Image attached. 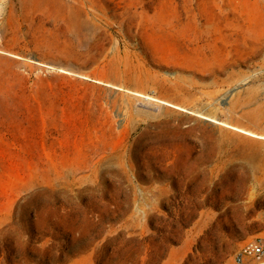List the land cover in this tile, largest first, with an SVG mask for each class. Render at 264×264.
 Instances as JSON below:
<instances>
[{
    "label": "rangeland",
    "instance_id": "374dc122",
    "mask_svg": "<svg viewBox=\"0 0 264 264\" xmlns=\"http://www.w3.org/2000/svg\"><path fill=\"white\" fill-rule=\"evenodd\" d=\"M259 136L264 0H0V264H237Z\"/></svg>",
    "mask_w": 264,
    "mask_h": 264
},
{
    "label": "built area",
    "instance_id": "2783aa9c",
    "mask_svg": "<svg viewBox=\"0 0 264 264\" xmlns=\"http://www.w3.org/2000/svg\"><path fill=\"white\" fill-rule=\"evenodd\" d=\"M234 260L237 264H245L248 260L264 264V240L257 238L246 241L236 251Z\"/></svg>",
    "mask_w": 264,
    "mask_h": 264
},
{
    "label": "bare ground",
    "instance_id": "6f19581e",
    "mask_svg": "<svg viewBox=\"0 0 264 264\" xmlns=\"http://www.w3.org/2000/svg\"><path fill=\"white\" fill-rule=\"evenodd\" d=\"M225 125H227V126H230V125H228V124H226V123H224ZM231 127H233V128H235V129H239V130H242V129H240V128H237V127H235V126H231ZM243 132H246V133H248V134H250V135H255L254 133H252V132H249V131H245V130H242ZM256 136V135H255ZM258 136V135H257ZM259 137H264V136H259Z\"/></svg>",
    "mask_w": 264,
    "mask_h": 264
},
{
    "label": "trees",
    "instance_id": "16d2710c",
    "mask_svg": "<svg viewBox=\"0 0 264 264\" xmlns=\"http://www.w3.org/2000/svg\"><path fill=\"white\" fill-rule=\"evenodd\" d=\"M60 258H61V257H60ZM60 258H59L58 260H63V259H60ZM55 262H56V261H55Z\"/></svg>",
    "mask_w": 264,
    "mask_h": 264
}]
</instances>
